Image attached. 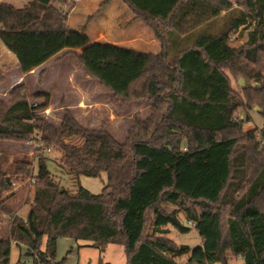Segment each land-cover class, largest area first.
<instances>
[{"label":"trees","instance_id":"16d2710c","mask_svg":"<svg viewBox=\"0 0 264 264\" xmlns=\"http://www.w3.org/2000/svg\"><path fill=\"white\" fill-rule=\"evenodd\" d=\"M57 1H0V40L20 70L31 72L66 48L81 49V65L114 98L149 101L151 112L135 119L120 142L105 127L83 126L68 107L59 125L50 122L41 114L49 94H37L45 100L34 105L24 84L0 99V141H31L40 132L47 146L61 150L59 166L76 187L61 185L42 154L35 173L25 155L12 161L10 175L0 163V223L11 210L14 193H3L12 179L33 185L27 218L12 212L7 232L0 226V264H10L13 241L38 255L35 264H52L61 236L87 240L101 252L120 243L127 264H229L233 256L241 264H264V123L245 130L239 118L242 108L257 105L264 115V0L237 6L231 0H123L154 27L160 53L92 41L87 25L69 26ZM241 27L247 40L233 46ZM241 74L256 88L236 90L233 78ZM102 172L108 180L100 193L80 185L81 175ZM189 224L203 241L181 249L164 227L184 233ZM182 255L187 259L180 261Z\"/></svg>","mask_w":264,"mask_h":264},{"label":"rangeland","instance_id":"374dc122","mask_svg":"<svg viewBox=\"0 0 264 264\" xmlns=\"http://www.w3.org/2000/svg\"><path fill=\"white\" fill-rule=\"evenodd\" d=\"M1 1V0H0ZM12 3L14 6H22L24 0H2ZM57 5H64L68 11V24L71 28H82L87 25L88 32L92 40H100L129 47L133 46L143 51L147 50L153 53H160L162 41L154 27L147 22L138 18L131 7L123 0H110L104 4L105 0H61ZM237 6L241 0H231ZM88 14V16H86ZM92 17L88 22L87 18ZM86 17V18H85ZM84 24L81 25L83 21ZM248 30L241 27L238 33H234L231 38V44L238 46L247 40ZM4 43L0 40V57L4 48ZM58 58L59 71L55 74V69H48L44 73L43 69H35L31 72L24 73L20 70L16 55L7 52V56L0 62V99L8 100L11 90L19 84H24L27 88L29 101L34 105L44 102L43 96L37 94H49L50 105L46 110L41 112L50 122L59 125L63 119L64 108L69 104L75 107H69L77 120L88 128L99 129L105 127L114 137L124 142L129 134V129L135 119H146L151 112V103L149 101H137L131 99L128 102H122L114 98L113 93L95 78L89 80L87 70L81 65L79 55L81 49L66 48L60 52ZM55 67V66H54ZM259 66H252L251 69L256 71ZM88 73V72H87ZM89 74V73H88ZM90 75V74H89ZM241 79L245 80V85H240ZM234 88L241 91L242 87H248L251 91L256 88V82L245 78L242 74L233 78ZM260 87V85L258 86ZM261 107L257 105L253 110L242 108L239 112V118L244 119L245 130L261 127L264 123V115L260 111ZM53 152L46 156L48 159L49 169L55 175L61 185L67 188L76 187L73 185L67 172L60 166L61 150L52 147ZM22 155L28 157L32 162L34 173L37 171V160L40 156L38 150L34 148L32 142H14L11 140L0 141V163L4 170H8L13 160L20 158ZM44 156V155H43ZM7 173L10 175L9 170ZM80 185L88 188L93 193H100L107 182L106 172L100 176L81 175L79 177ZM13 183L3 195L14 193L8 201L10 212L2 214L0 226L5 233L8 230L11 213L19 217L27 218L30 202L27 201L33 189L29 179L21 181L12 179ZM167 209L173 210L176 206L170 203L164 205ZM180 219L188 224L185 213L182 210ZM190 225V224H189ZM192 227L190 232H181L169 228L167 235L171 237L180 246L188 244L191 248L200 245L203 241L198 231ZM47 237L42 239V250H46ZM56 254L52 264H127L124 245L110 243L106 249L101 252L99 248L90 245L89 241L77 240L74 237L61 236L57 239ZM12 249L10 254V264H35L38 255L29 254L27 244L11 243ZM187 255H182L180 261L186 260ZM238 256H233L229 264H241ZM37 264H48L39 260ZM220 264V263H214Z\"/></svg>","mask_w":264,"mask_h":264},{"label":"crops","instance_id":"0c3cea01","mask_svg":"<svg viewBox=\"0 0 264 264\" xmlns=\"http://www.w3.org/2000/svg\"><path fill=\"white\" fill-rule=\"evenodd\" d=\"M86 16H88V14H86ZM86 18V17H85ZM84 22H86L85 20L81 23V25L82 24H84ZM73 29H76V30H81V28L80 27H78V28H73ZM88 35L90 36V34H89V32H88ZM91 37V36H90ZM98 40V39H97ZM97 40H92V41H97ZM100 41V40H99ZM5 45V44H4ZM129 47H132V48H135V47H133V46H129ZM135 49H137V48H135ZM137 50H140V51H143V50H141V49H137ZM145 51H147V50H145ZM7 52H9V50H8V48L6 47V46H4V48H3V51H2V56L0 57V62H2L3 61V58L5 57V56H7ZM61 54V53H60ZM60 54H58V55H56V56H54V57H52V58H50V60H48L46 63H44L43 65H41L40 67H37V68H35V69H48V73H51L52 72V70L53 69H55V74H56V72H58L59 71V64H58V58H59V56H60ZM16 59H17V57H16ZM17 61V63H18V59L16 60ZM55 66V67H54ZM50 69H51V72H50ZM86 74H87V76H89V77H87V78H89V80H91V79H93L94 77H92L91 75H89L87 72H86ZM68 108L69 107H75V105H68L67 106ZM66 107V108H67ZM242 263V262H241Z\"/></svg>","mask_w":264,"mask_h":264},{"label":"built area","instance_id":"2783aa9c","mask_svg":"<svg viewBox=\"0 0 264 264\" xmlns=\"http://www.w3.org/2000/svg\"><path fill=\"white\" fill-rule=\"evenodd\" d=\"M34 148L39 151L40 154L49 156L53 152V148L47 146L42 139V135L40 132H36L33 139L31 140ZM32 182H35L33 179ZM190 224L194 225L193 223L189 222Z\"/></svg>","mask_w":264,"mask_h":264},{"label":"water","instance_id":"95a60500","mask_svg":"<svg viewBox=\"0 0 264 264\" xmlns=\"http://www.w3.org/2000/svg\"><path fill=\"white\" fill-rule=\"evenodd\" d=\"M240 85L244 86V85H245V80L241 79V81H240ZM186 247H188V244H182V245L180 246L181 249H182V248H186Z\"/></svg>","mask_w":264,"mask_h":264}]
</instances>
